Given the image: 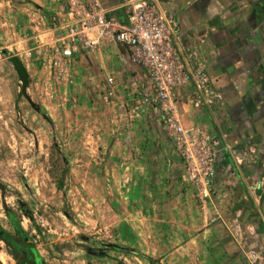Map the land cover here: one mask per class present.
I'll return each mask as SVG.
<instances>
[{
  "label": "rangeland",
  "instance_id": "1",
  "mask_svg": "<svg viewBox=\"0 0 264 264\" xmlns=\"http://www.w3.org/2000/svg\"><path fill=\"white\" fill-rule=\"evenodd\" d=\"M36 8L0 0V225L11 231L5 208L13 211L44 264H161L133 175V129L149 114L131 115L129 86L123 101L104 103L94 60L56 81L26 57L51 23ZM0 264H17L1 241Z\"/></svg>",
  "mask_w": 264,
  "mask_h": 264
},
{
  "label": "crops",
  "instance_id": "2",
  "mask_svg": "<svg viewBox=\"0 0 264 264\" xmlns=\"http://www.w3.org/2000/svg\"><path fill=\"white\" fill-rule=\"evenodd\" d=\"M31 1L47 21L65 14L62 0ZM158 1L176 21L185 47L200 52L212 88L222 96V104L197 109L191 103L192 85L180 87L175 91L180 117L227 142L232 155H219L212 203L202 209L182 178V161L158 112L150 109L151 120L134 127L139 154L133 158V175L140 176L144 212L150 215L149 227L157 231V242H149L152 258L161 264H249L244 253L264 255V0ZM99 2L125 22L116 9L120 0ZM77 60L75 68L94 60L101 70L96 80L103 86L107 77L115 78L116 103L124 100L121 91L127 86V93L148 88L144 71L118 44L102 40ZM251 185L257 186L254 194Z\"/></svg>",
  "mask_w": 264,
  "mask_h": 264
},
{
  "label": "built area",
  "instance_id": "3",
  "mask_svg": "<svg viewBox=\"0 0 264 264\" xmlns=\"http://www.w3.org/2000/svg\"><path fill=\"white\" fill-rule=\"evenodd\" d=\"M62 1L65 14L53 15L51 27L31 36L26 57L36 59L60 81L68 80L79 55L92 49L98 40L127 48L130 62L144 71L148 81V88L131 94L130 113L138 117L150 109L158 112L182 161V178L204 209L212 203L218 157L221 153L232 155V148L206 127L186 125L180 117L175 91L185 85L194 88L191 103L195 108L222 104V96L212 88L200 52L185 47L176 21L158 0H120L116 9L123 14L124 23L115 16V10L102 7L99 0ZM116 88L115 78L107 77L104 103L114 102ZM256 187L251 185L248 189L254 194ZM244 257L249 264H264L261 253L249 251Z\"/></svg>",
  "mask_w": 264,
  "mask_h": 264
},
{
  "label": "trees",
  "instance_id": "4",
  "mask_svg": "<svg viewBox=\"0 0 264 264\" xmlns=\"http://www.w3.org/2000/svg\"><path fill=\"white\" fill-rule=\"evenodd\" d=\"M8 54L7 51L4 52ZM62 183L59 184V187ZM0 190L4 191V185L0 182ZM24 211V209H23ZM5 214L11 226V231L4 229L0 225V241L5 243L10 249V254L17 264H44L34 247L28 244L29 237L27 232L22 228L18 217L8 208H5ZM26 216L30 215L25 211ZM114 250L127 252L128 249L112 246ZM98 252V251H97ZM149 261H152L149 258ZM118 264H124L122 261Z\"/></svg>",
  "mask_w": 264,
  "mask_h": 264
}]
</instances>
